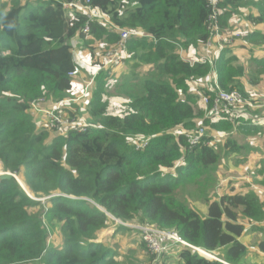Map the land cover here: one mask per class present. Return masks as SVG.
I'll list each match as a JSON object with an SVG mask.
<instances>
[{"label": "trees", "instance_id": "obj_1", "mask_svg": "<svg viewBox=\"0 0 264 264\" xmlns=\"http://www.w3.org/2000/svg\"><path fill=\"white\" fill-rule=\"evenodd\" d=\"M71 1L0 0V161L5 171L22 176L33 196L15 178L0 179V264H126L106 240L98 241L114 219L176 232L207 256L172 245L176 264H243L248 248L239 239L246 226L256 228L264 221V200L251 190L211 197L220 162L214 138L226 133L223 149L239 152L243 146L231 134L242 120L243 128L252 127L256 117L247 106L224 103L230 119L210 114V105L209 110L200 108L192 84L206 80L211 66L190 65L178 53L179 46L200 48L210 40L208 2L92 0L118 28L141 30L157 40H129L130 58L153 70L137 80L125 79L120 114L107 112L104 95L111 78L100 71L89 105L96 124L52 136L35 120L32 103L43 99L41 103L56 105L70 97V72L78 65L72 40L78 37L80 47L89 48L93 63L100 65L101 56L120 38L97 20L90 22L89 33L83 32L88 18L67 10L64 4ZM220 8L225 26H233L235 12L255 23L245 38L264 46V0H222ZM96 42L104 47L93 48ZM238 61L230 47L222 51L219 85L246 94V67ZM250 68L264 71V58L252 57ZM64 110L74 121L73 104ZM200 127L205 135L191 146L184 132ZM257 174L264 186V162ZM193 184L189 193L207 204V215L184 197ZM130 229L119 224L114 232ZM52 231L59 232L58 245L50 242ZM259 248L264 251V240ZM151 256L154 262L156 256Z\"/></svg>", "mask_w": 264, "mask_h": 264}, {"label": "rangeland", "instance_id": "obj_2", "mask_svg": "<svg viewBox=\"0 0 264 264\" xmlns=\"http://www.w3.org/2000/svg\"><path fill=\"white\" fill-rule=\"evenodd\" d=\"M4 1H11V0H4ZM16 1V0H15ZM246 19L245 15L239 14L235 12V17L231 19V23L234 27L241 29L245 34L249 33L251 29H254L255 26L250 25ZM242 47L244 44L243 40H240ZM93 48L95 47H104L103 44L99 42L91 43ZM247 45H251L249 40L247 39ZM248 48L253 50H249L248 57L240 58L241 61L245 64L248 69L244 76V81L246 83L245 93L243 92L242 95L251 103L260 105V108H251L252 117H256L251 124L252 127H245L243 126L246 124L245 120H242L239 126H237L231 137L237 141L239 145H242L243 148L239 152H229L227 149H223V144L225 143L226 139L228 138L227 134L225 133L224 138H214V143L216 145L217 150L220 153V162L218 164V169L215 172L214 177L216 178V183L213 189H211V197L218 199L221 195L225 193L231 192H239V191H254L258 195L263 197L264 200V186L261 185V182L255 178L258 170L261 169L264 162V71H260L258 69H254L250 71L251 66V59L252 57L256 56L255 51L260 50L261 56L264 55V46L263 45H251ZM89 49V48H88ZM99 50V49H98ZM248 50V49H247ZM90 52V49L88 50ZM259 54V53H257ZM91 56V52L89 54ZM248 62V64H247ZM92 75H89V79ZM257 83V84H255ZM118 79L113 80L107 84L106 92H105V99L109 102V107L107 109L108 113L112 114H120L124 109L125 99L123 96L119 95L116 89L118 88ZM97 85L92 93L91 96H88L84 102L86 106L89 108V103L92 101L94 97L95 90ZM202 87L200 90L202 91ZM202 94V93H201ZM199 95L198 105L200 108L204 109L201 99L202 95ZM125 97V94H124ZM82 101V100H81ZM204 101V100H203ZM82 104H77L75 107L79 109ZM205 110V109H204ZM89 114V113H88ZM35 120L37 119V114L34 115ZM43 120L39 121L40 125H45L48 129L52 130V136L55 134H60L64 132L63 130H57L56 128L52 127L48 123V117L46 114L43 113ZM93 125V123L85 122L83 126ZM242 127V128H241ZM209 129V128H208ZM209 131L214 135L215 133L212 132L211 129ZM210 135V134H208ZM224 151L229 152L228 154L224 155ZM1 163V168L3 170ZM1 170V172H2ZM22 181V176H18ZM24 182V181H23ZM27 191H29L28 187ZM193 185H188L184 191V197L189 199L192 203V206L197 208L201 214H203L204 208L207 204L203 201L196 200L193 196L190 195L189 191H193ZM255 188L257 190H255ZM183 191V190H182ZM205 214V213H204ZM114 225L109 227L108 229L104 230L98 241H102V239L106 240L108 244L115 248V251L118 253L119 259L126 264H176L177 259L175 258L176 247H172L166 253L160 256H156L152 254L147 244L144 242L143 235L140 231H135V227L129 224L130 230L126 231H117L114 232V227L116 225L121 224V220L114 219ZM264 234V233H263ZM60 241L59 232L52 231V235L50 238V242L52 245H58ZM203 255V253H200ZM156 256L154 262L151 261L152 256ZM206 256V255H205ZM215 256V255H214ZM212 257V256H211ZM210 258V257H208ZM211 259V258H210ZM32 264V263H30Z\"/></svg>", "mask_w": 264, "mask_h": 264}, {"label": "built area", "instance_id": "obj_3", "mask_svg": "<svg viewBox=\"0 0 264 264\" xmlns=\"http://www.w3.org/2000/svg\"><path fill=\"white\" fill-rule=\"evenodd\" d=\"M208 2V6L210 7V11L208 14V18L206 21L207 29L210 33V40L205 45V53L201 55L199 58L195 59H185L191 65H194L196 62L201 63H209L212 67V74L216 73V65L218 59L221 57L222 51L226 48L231 47L237 41L243 40L244 44H247L246 34L239 28L231 26L230 24L225 26L222 24L221 13L222 10L220 8V4L222 0H206ZM67 10L74 8L85 14L88 18L86 25L83 28V32H90V22L97 20L104 26H107L111 29L118 31L120 38L116 42L115 45L109 47L102 57V63L100 65H96L99 67V72L104 71L108 77L113 79L116 69L121 66L125 62V58L128 54V40L132 37H143L147 36L146 33L141 30L136 29H120L114 25V23L110 20V18L102 13L98 8L92 5V0H72L71 2L64 4ZM235 17V13H232V18ZM250 25H255V23L247 21ZM255 29V27H254ZM253 30V29H251ZM73 50L76 51L79 47L78 42L75 38L72 40ZM96 56L100 59V51H96ZM81 72L80 67L77 65L71 72L70 76L72 78L77 77ZM211 74V76H212ZM98 73L93 75L90 79L87 80L85 85V96H89L94 87L95 81ZM209 77L207 78V80ZM213 86L212 92L214 95L209 96L205 93L203 94L202 99L204 100L205 107L208 109V105H210V114H226L228 118H232V114L230 113L227 106H224V103L228 105H240L247 106L251 108H257V104H253L249 102L240 92V90L234 91H224L219 85L217 78L212 76ZM43 99H38L32 103L31 112L35 115V112L47 111L49 115L48 123L52 127L57 130L66 131L67 128L78 127L84 128L85 126L79 125L76 114L74 121H70L67 117V113L64 110V106L67 101L60 102L55 105L53 110H44L40 108L41 102ZM209 110V109H208ZM45 126V125H44ZM179 133V132H178ZM183 133V132H182ZM187 138L188 143L191 146H196L202 141V138L205 135V128L200 127L197 130H192L188 132H184ZM225 134H220V136H224ZM137 143V141H136ZM145 143H138L139 146H145ZM123 223V222H121ZM125 224V223H123ZM129 225V224H125ZM138 229L142 235L144 242L147 244L149 251L156 255L160 256L164 252H166L170 246L176 244H183L186 246H191L187 243L182 237H180L176 232L161 229L157 226L150 224H137L131 225ZM195 249V247H194ZM200 252H203L200 250ZM205 253V252H203Z\"/></svg>", "mask_w": 264, "mask_h": 264}, {"label": "crops", "instance_id": "obj_4", "mask_svg": "<svg viewBox=\"0 0 264 264\" xmlns=\"http://www.w3.org/2000/svg\"><path fill=\"white\" fill-rule=\"evenodd\" d=\"M136 38L137 39L138 38L143 39V40L146 39L148 42L157 41L153 36L148 35V34H147V36H143V37H132V38H129V40L130 39H136ZM75 40L79 44L78 49L74 52L76 55V62L78 64V66L80 67L81 72L77 77L72 78L73 81H72V89L70 91V97L67 98L65 101H67L66 104H73V106L75 108L76 119H77L79 125H83L85 122L96 124L93 122L92 117H91L90 112H89V108L86 106L84 100L88 97V96H85V85H86L87 80L89 79V75L93 76L97 73L99 74V67L93 63L94 62L92 60L93 57H92V55L91 56L89 55L90 54V52L88 51L89 49L84 48V47H80V44L82 43V41H80V39L78 37H76ZM129 40H128V48H127L128 50H129ZM248 46H251V45L245 44L242 47L241 43H239V41H237L234 45H232L230 47L233 50V53L235 55H237V57L239 58L238 63L242 64L244 66H245V64L243 63V61H241L240 58H243L245 56L248 57V55H249L248 51L254 49V48L250 49V48H248ZM196 52H198V54H196ZM178 53L181 55V57L183 59L199 58V57H201L202 54L205 53V46H200V48H194V47L185 48L184 46L183 47L179 46L178 47ZM255 53H256L255 57L264 58V55L260 57V55L262 54L260 50L255 51ZM257 53H259V54H257ZM196 63H198V62H196ZM199 63H201V62H199ZM247 64H248V62H247ZM245 69H246V72L248 75L247 67ZM152 70H153L152 65H150L148 63H142V62L140 63L138 61V59H135V60L131 59L130 56L127 54V57L125 58V62L116 69V72H115L114 77H113V80L118 79V83H119L116 91H119L118 94L123 96L124 99H126V97H124V92H120V86L123 85L122 83H124L126 81L125 79H131L132 81L137 80L138 78L146 75L148 72H150ZM215 70H216V73L213 75L212 74V67H211L208 80L206 79L200 83H193L192 84V90L194 93H196V94L202 93L201 95L203 96V94L205 92H207L204 90V88H207L208 91H210V92L212 91V86H213L212 76L217 78L218 82L220 80L218 70H217V65H216ZM250 71H251V69H250ZM211 74H212V76H211ZM244 80L245 79L243 78V82L246 85ZM96 85H97V83H96ZM201 87L203 88L202 91L200 90ZM104 100H106L105 95H104ZM201 103H202L203 107H205V103H204L203 99H201ZM66 104H65L64 108H66ZM77 104H82L79 109H77L75 107V105H77ZM89 105H90V103H89ZM54 107H55L54 104H49V103H41L40 104V108H42L44 110H53ZM108 107H109V102H108ZM108 107H107V109H108ZM257 108H260V105H258ZM43 113L46 114V116L49 119V115L47 114V111H42V112L36 111L35 115L37 114V119L39 121L43 120L42 119ZM255 178L258 181H261V179H262L261 176L258 174L255 175ZM261 190L264 191V189H261ZM261 198L263 199L262 196H261ZM201 210H204L203 215H207V213H208V207L207 206L204 208H201ZM256 226H257L256 228H251L250 225L246 226V230H245L244 234L239 239L248 248L247 255L241 261L243 264H264V251L259 248V243L262 240H264V234H263L264 233V221L261 223L259 222ZM218 251H220L222 253L224 251V249L221 248ZM211 256L214 257L212 254H211Z\"/></svg>", "mask_w": 264, "mask_h": 264}, {"label": "water", "instance_id": "obj_5", "mask_svg": "<svg viewBox=\"0 0 264 264\" xmlns=\"http://www.w3.org/2000/svg\"><path fill=\"white\" fill-rule=\"evenodd\" d=\"M13 178H15L19 183H20V185L26 190V192L30 195L31 193L30 192H28L27 191V186H26V184L18 177V175L16 174V173H13V172H11V171H5L4 169L2 170V172L0 173V179H3V180H10V179H13ZM30 196H32V195H30ZM33 197V196H32ZM42 200H44V199H42ZM112 217V216H111ZM122 225H123V223H121ZM125 225V224H124ZM189 247H191V246H189ZM192 248H194V246H192ZM195 249L199 252V253H202V252H200V250L201 249H199V248H196L195 247ZM201 251H203V250H201ZM203 252H205V251H203ZM203 255H204V253H203ZM213 255V254H212ZM205 256V255H204ZM214 256V255H213ZM207 257V256H206ZM211 259H216V260H219L216 256H214V257H211Z\"/></svg>", "mask_w": 264, "mask_h": 264}, {"label": "bare ground", "instance_id": "obj_6", "mask_svg": "<svg viewBox=\"0 0 264 264\" xmlns=\"http://www.w3.org/2000/svg\"><path fill=\"white\" fill-rule=\"evenodd\" d=\"M1 170H2V168H1V162H0V173H1ZM5 170V169H4ZM206 253H208L210 256H211V254L209 253V252H206ZM209 256V257H210Z\"/></svg>", "mask_w": 264, "mask_h": 264}]
</instances>
